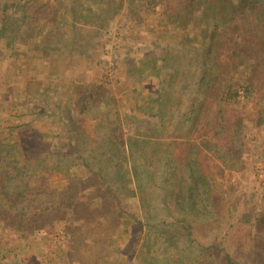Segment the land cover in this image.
Segmentation results:
<instances>
[{"label": "rangeland", "instance_id": "obj_1", "mask_svg": "<svg viewBox=\"0 0 264 264\" xmlns=\"http://www.w3.org/2000/svg\"><path fill=\"white\" fill-rule=\"evenodd\" d=\"M12 1L17 4L9 9L16 10L14 15L11 13V23L17 28L16 38L9 46L6 40L0 39V119L9 125L29 123L34 130L46 133L50 136V150L59 149L58 142L65 141L68 126L72 134L82 127L92 134L94 123L89 120L96 114L99 120H104L106 114L123 117L125 113L136 112L155 121L162 109L163 136L185 134L188 123L183 118L194 115L195 106L208 100L205 85L200 86L207 81L200 79L205 69L203 63L211 65L213 54L227 51L222 47L234 37L241 39L246 34L264 41V5L237 14L229 28L227 22L215 35L214 53L204 57L212 39L208 38L209 22L221 21L223 16L217 10L227 0H196L189 16L179 11L181 18L177 19L181 29L177 31L160 23L168 21L164 13L167 4L172 9L170 15L179 17L176 0H151L147 6L143 4L149 0ZM10 3L8 0L6 5ZM38 14L44 15V19H38ZM195 22L198 25L193 28ZM219 57L226 60L227 52ZM152 67L158 70V78L152 74ZM237 74L240 80L237 96L233 101L221 103L226 109L221 117L226 115L231 119V132L209 136L208 165L214 173L213 190L218 201L209 207L208 218L201 222L190 218L196 228L194 240L189 243L179 240L174 243L175 247H170L150 235L151 247L147 246L149 243L142 246V239L133 244L137 236L131 238L130 234L136 225L132 216H127V223L115 228L114 242L110 245L84 237L74 247L65 226L56 224L55 228L38 232V238L30 242L10 232L3 234L0 264H147L149 260L151 264H206V253L212 244L237 264H264V85L254 76L251 67L241 61ZM159 77L163 81L172 80L170 96H161L158 100L161 106L153 101L158 90L161 91ZM245 80L251 83L250 93L244 90ZM95 84L111 100L109 113L107 107L81 113L86 101L84 94ZM162 87L166 92L167 83ZM97 135L101 136V132ZM213 144L221 148L220 153L225 149H239L237 155L234 151L230 154L231 165L217 170L219 161ZM83 147L94 148L95 143L88 139ZM36 148L35 151L39 150ZM175 152L181 154L174 171L177 186L172 187L176 193L180 192L176 203H162L164 193L153 187L146 194L151 201L145 209L158 215L160 228L174 219L168 216V211L185 222L189 219L188 213H192L189 210L196 207L188 204L184 194L188 188L184 175L185 152L177 145ZM73 172L79 173L77 169ZM62 178L60 174H52L47 177L46 186L67 185ZM83 180L74 187L80 191L79 197L97 194L110 198L109 191L102 187L96 191L89 186L94 181ZM111 185L116 187L113 182ZM123 204L128 214L141 217V207L134 198L123 199ZM70 248L72 253L68 254ZM138 250L143 253L141 259L137 256ZM103 256L106 258L101 261Z\"/></svg>", "mask_w": 264, "mask_h": 264}, {"label": "trees", "instance_id": "obj_2", "mask_svg": "<svg viewBox=\"0 0 264 264\" xmlns=\"http://www.w3.org/2000/svg\"><path fill=\"white\" fill-rule=\"evenodd\" d=\"M7 1L0 0V39L6 40V45L9 46L13 44L17 31L16 26L11 23V13L14 15L16 10L9 11V9L17 4L11 0L8 6ZM175 2L179 17L170 15L172 9L167 4L164 13L168 21L160 23L171 28L169 30L177 31L181 29V22L177 19L181 18L180 13L189 16L197 1L176 0ZM149 4L151 0L145 1L143 5ZM262 5L264 4L261 0H227L225 4H221L217 12L223 18L220 22L212 19L209 22L211 33L208 38L212 39L206 47L204 57L214 53L215 35L220 29H224L227 22L229 28L230 23L235 20L234 16ZM211 6L215 5L211 2ZM227 14L228 17L224 18ZM38 19H44V15L38 14ZM197 25L198 23L195 22L192 27L196 28ZM232 39L222 47L227 49L226 60L219 57L225 53L220 51L213 54L211 65L206 64V61L203 63L205 69L200 79L207 81L200 86L205 85V97H208V100L196 106L191 103L195 106L194 112L191 108L194 115L183 118L188 123V130L183 135L163 136L160 127L165 124L162 109L156 115L155 121L136 112L125 113L123 117L106 114L104 120H99L96 114L89 120L94 123L92 134L87 133L85 127L72 134L68 126L65 141L59 140L58 150L54 148L50 150V136L46 133L34 130L29 123L9 125L6 120L0 119V239L2 237L3 240V234L10 232L17 238L30 242L38 238L37 233L45 228H55L62 224L74 247L84 237L92 238L94 243L101 242L108 246L114 242L113 232L118 224L127 223V216H132L136 227L130 236L131 238L135 234L137 236L133 244H137V240L142 239V246L149 243L150 245L147 246L151 247L153 240L150 235H154L156 240L161 239L170 247H175L174 243L179 240L189 243L196 232V228L190 223V218L194 222L208 218L211 214L209 207L218 201V195L213 190L216 184L214 173L208 165L209 136L211 133L213 136H218L231 132L229 127L231 119L226 115L221 117L224 112L226 113L221 103H225L228 99L233 101L237 96V89L240 87L238 85L240 80L237 78L239 61L249 65L254 76L256 74L264 85V41L246 34L241 39L235 37ZM152 72L158 78L156 67H152ZM164 82L168 85L166 92L162 91ZM171 83L172 80L163 81L159 77L158 87L161 91L158 90L157 97L153 101H158L161 96L168 98ZM245 83L244 90L250 93L251 83L248 84L247 80ZM87 93L84 94L86 101L81 113L97 112L98 109L105 107L109 113L112 103L100 85L89 87ZM214 102H216L215 107ZM158 104L161 106L159 101ZM67 118L71 121L69 113ZM97 132H101V136H98ZM234 135L235 133L232 136ZM88 139L95 143L94 148L83 147ZM176 145L182 147L185 152L184 175L188 188L184 194L188 204L196 207L189 210L192 213H188L189 219L185 222L168 211V216L174 219L167 222L165 228H160L157 223L158 215L147 213L145 209V205L151 201L146 194L147 189L153 187L164 193L161 196L162 203L166 202L170 205L171 202L176 203L178 200L180 192L176 193L172 188L173 185L177 186L174 171L177 165L176 159L181 156V154L176 155ZM35 146L39 150L35 151ZM213 148L219 161V165H216L217 170L231 165L229 159L234 149H225L220 153L221 148L218 145L213 144ZM234 153L237 155L239 149H235ZM75 169L79 173L73 172ZM52 174L62 175V179L68 184L48 188L46 179ZM85 178L87 181H94L89 185L94 190L98 191L102 187L109 191L110 198L97 194L91 197H79L80 191L77 192L74 187L76 182ZM112 182L116 186L115 189L111 185ZM70 187L73 190H70ZM165 188L167 190L164 191ZM129 198H134L139 203L141 217L134 213L128 214L129 212L124 210L123 199ZM262 223L264 225V219ZM3 245L4 243H0V250ZM208 249L210 251L206 253V264H237L229 254H221L217 245L212 244ZM69 250L68 254H71V248ZM142 254L140 250L137 251L140 259ZM106 256L101 257V261ZM149 262L150 260L147 264H151Z\"/></svg>", "mask_w": 264, "mask_h": 264}]
</instances>
